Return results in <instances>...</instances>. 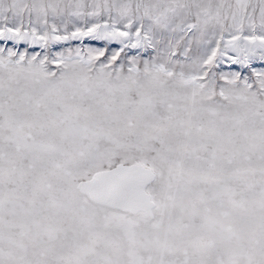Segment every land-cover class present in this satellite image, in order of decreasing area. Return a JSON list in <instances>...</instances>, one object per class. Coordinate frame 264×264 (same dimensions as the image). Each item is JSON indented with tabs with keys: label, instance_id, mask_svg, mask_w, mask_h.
Instances as JSON below:
<instances>
[{
	"label": "snow or ice",
	"instance_id": "6c2138e0",
	"mask_svg": "<svg viewBox=\"0 0 264 264\" xmlns=\"http://www.w3.org/2000/svg\"><path fill=\"white\" fill-rule=\"evenodd\" d=\"M0 264H264V0H0Z\"/></svg>",
	"mask_w": 264,
	"mask_h": 264
},
{
	"label": "rangeland",
	"instance_id": "374dc122",
	"mask_svg": "<svg viewBox=\"0 0 264 264\" xmlns=\"http://www.w3.org/2000/svg\"><path fill=\"white\" fill-rule=\"evenodd\" d=\"M23 47V46H22Z\"/></svg>",
	"mask_w": 264,
	"mask_h": 264
}]
</instances>
